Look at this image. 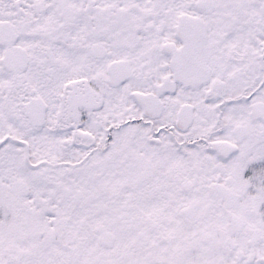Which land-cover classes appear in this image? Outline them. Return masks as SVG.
<instances>
[{
	"label": "snow or ice",
	"instance_id": "6c2138e0",
	"mask_svg": "<svg viewBox=\"0 0 264 264\" xmlns=\"http://www.w3.org/2000/svg\"><path fill=\"white\" fill-rule=\"evenodd\" d=\"M0 264H264V0H0Z\"/></svg>",
	"mask_w": 264,
	"mask_h": 264
}]
</instances>
